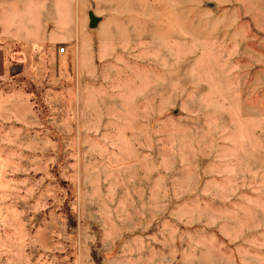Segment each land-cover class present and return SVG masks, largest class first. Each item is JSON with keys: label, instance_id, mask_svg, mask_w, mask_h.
Returning a JSON list of instances; mask_svg holds the SVG:
<instances>
[{"label": "rangeland", "instance_id": "rangeland-1", "mask_svg": "<svg viewBox=\"0 0 264 264\" xmlns=\"http://www.w3.org/2000/svg\"><path fill=\"white\" fill-rule=\"evenodd\" d=\"M0 264H264V0H0Z\"/></svg>", "mask_w": 264, "mask_h": 264}, {"label": "water", "instance_id": "water-1", "mask_svg": "<svg viewBox=\"0 0 264 264\" xmlns=\"http://www.w3.org/2000/svg\"><path fill=\"white\" fill-rule=\"evenodd\" d=\"M91 21H90V26L91 27H97L98 23L100 22L101 18L98 17L96 14H94L93 11H91Z\"/></svg>", "mask_w": 264, "mask_h": 264}, {"label": "built area", "instance_id": "built-area-1", "mask_svg": "<svg viewBox=\"0 0 264 264\" xmlns=\"http://www.w3.org/2000/svg\"><path fill=\"white\" fill-rule=\"evenodd\" d=\"M63 50H65V49L63 48Z\"/></svg>", "mask_w": 264, "mask_h": 264}]
</instances>
